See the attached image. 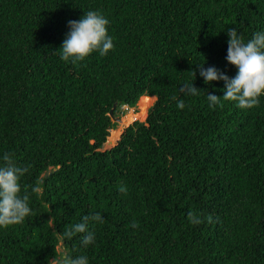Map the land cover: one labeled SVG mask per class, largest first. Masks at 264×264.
<instances>
[{"label":"trees","instance_id":"16d2710c","mask_svg":"<svg viewBox=\"0 0 264 264\" xmlns=\"http://www.w3.org/2000/svg\"><path fill=\"white\" fill-rule=\"evenodd\" d=\"M88 11L109 20L114 50L65 62L68 21ZM229 28L264 32V0H0V164L12 154L29 168L22 189H42L29 187L32 215L0 228V264H48L61 242L88 264H264V96L210 107L225 84L199 74L236 75ZM138 104L146 121L103 150L113 107ZM97 212L93 244L61 241Z\"/></svg>","mask_w":264,"mask_h":264},{"label":"clouds","instance_id":"9594fccd","mask_svg":"<svg viewBox=\"0 0 264 264\" xmlns=\"http://www.w3.org/2000/svg\"><path fill=\"white\" fill-rule=\"evenodd\" d=\"M108 25L109 20L96 11L86 12L79 21H68L70 31L66 34L60 48L61 59L75 64L84 61L94 52L99 51L101 56H105L109 51L114 50L113 40L108 34ZM227 35L229 40L226 60L236 67V75L229 77L215 67L205 69L203 65H200L199 69L205 84L220 80L225 84L223 97L208 93L210 107L217 105L223 107L222 101L235 102L240 109L257 107L259 98L264 96V32H256L247 42L238 35L235 28H229ZM180 91L184 95H197L199 89L194 84H185ZM177 107L183 109L184 101L179 100ZM123 108H125L124 114L131 109L128 106ZM28 171V167L17 165L12 154L5 153L3 163L0 164V228L21 224L26 217L32 215V209L29 206V187H31V193L37 194L42 189L38 185H25L22 189L20 180ZM120 190L124 191L123 188ZM188 219L194 225L203 222L195 212L191 211L188 213ZM208 219L211 222V217ZM92 222L103 223L100 213L84 216L82 222L63 232L61 241L64 238L71 240L77 234H81L82 247L86 248L93 244L95 233L89 230V224ZM132 226L138 227V224L133 221ZM48 264H88V259L84 255L75 257L69 255L63 250L61 242L55 246V255L48 259Z\"/></svg>","mask_w":264,"mask_h":264},{"label":"rangeland","instance_id":"374dc122","mask_svg":"<svg viewBox=\"0 0 264 264\" xmlns=\"http://www.w3.org/2000/svg\"><path fill=\"white\" fill-rule=\"evenodd\" d=\"M155 102H156V100H155ZM136 109L138 111V112H136L137 114H134L135 113V109H130V110L125 112L126 114H124L125 108H122L123 114L122 113L120 114V118L123 121L117 123L118 126H117L116 130L113 132L112 137L110 136L111 139H110V137L108 138V141L105 144L103 150H109L110 148H112L116 144L114 142L117 140V138L119 137L118 140H117V141H119V139L122 136V134L125 131V129L127 127H129L130 125H132L134 122H136V121L145 122L146 121V119L148 117L149 108L144 107V106H140L138 104ZM144 109H147V111H145ZM124 121H126L127 123H124ZM63 250L65 251L64 244H63Z\"/></svg>","mask_w":264,"mask_h":264},{"label":"water","instance_id":"95a60500","mask_svg":"<svg viewBox=\"0 0 264 264\" xmlns=\"http://www.w3.org/2000/svg\"><path fill=\"white\" fill-rule=\"evenodd\" d=\"M116 108H117V106L115 105L114 107H113V109L110 111V113H109V116L112 118V120H113V122H115V123H119V122H122L123 120L120 118V117H116L115 116V110H116ZM113 130H110V136H111V132H112ZM121 138V137H120ZM120 140V139H119ZM118 142L119 141H117L116 142V144L113 146V147H115L117 144H118ZM111 143V142H110ZM112 147V148H113ZM111 149V148H110Z\"/></svg>","mask_w":264,"mask_h":264},{"label":"bare ground","instance_id":"6f19581e","mask_svg":"<svg viewBox=\"0 0 264 264\" xmlns=\"http://www.w3.org/2000/svg\"><path fill=\"white\" fill-rule=\"evenodd\" d=\"M124 123H127L126 121H124Z\"/></svg>","mask_w":264,"mask_h":264}]
</instances>
